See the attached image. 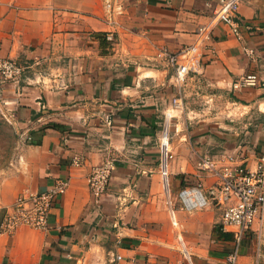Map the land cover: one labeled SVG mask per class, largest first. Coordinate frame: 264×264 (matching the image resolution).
<instances>
[{"label": "crops", "instance_id": "obj_1", "mask_svg": "<svg viewBox=\"0 0 264 264\" xmlns=\"http://www.w3.org/2000/svg\"><path fill=\"white\" fill-rule=\"evenodd\" d=\"M220 1L0 0V58L24 65L19 92L5 83L0 99L1 116L22 144L0 176V222L18 193L67 182L46 230L20 226L0 233V264H181L175 244L156 236L165 228L160 222L168 224L161 218L159 162L163 123L172 113V69L157 54L194 42L196 28ZM237 19L242 39L218 24L203 49L201 79L186 80L183 123L192 147L188 159L168 163V190L186 176H213L198 169L203 156L225 152L253 166L264 151V0L241 2ZM243 46L253 49L254 59ZM249 73L256 74L255 85L234 86ZM201 99L216 106L243 102L245 137L221 130L229 125L218 114L194 120L201 114L193 103ZM108 156L116 167L96 204L86 176ZM207 184H198L205 193ZM181 210H168L177 228L187 220ZM204 214L210 220L214 212ZM214 229L206 243L192 246L179 228L191 264H228L233 236L221 229L231 239L219 237ZM241 257L238 248V264Z\"/></svg>", "mask_w": 264, "mask_h": 264}, {"label": "built area", "instance_id": "obj_2", "mask_svg": "<svg viewBox=\"0 0 264 264\" xmlns=\"http://www.w3.org/2000/svg\"><path fill=\"white\" fill-rule=\"evenodd\" d=\"M246 0H221L206 24L196 28L194 42L181 47L178 51L162 50L157 55L165 60L172 69L171 74V110L184 109L183 88L188 78L201 79L203 65L201 58L206 40L218 24H224L226 30L236 39L241 40V24L237 12L241 2ZM111 38L110 34L107 36ZM243 51L254 59V51L243 46ZM24 73V65L14 58H0V99L2 86L12 84L18 93ZM258 81L256 74L242 76L234 86L255 85ZM162 133L160 166L164 184L167 183L168 142L164 143ZM198 169L207 171L214 176L207 192L200 185L182 187L177 197L180 208L190 212L212 204L220 209V227L228 230L234 239V250L228 256V264H235L238 255L239 242L250 231H260L264 225V151L253 166L238 161L233 155L221 152L217 157L203 156L198 161ZM116 167V158L106 157L102 162L93 166L86 176L89 194L94 203L98 204L104 194L110 178ZM67 182L57 179L53 188L47 191H23L18 193L8 206L4 207L0 222V233H12L17 227L25 226L37 230H46L49 217L56 206L57 196L62 195ZM174 218V212L171 210ZM175 223V222H174ZM186 253H188L186 251Z\"/></svg>", "mask_w": 264, "mask_h": 264}, {"label": "rangeland", "instance_id": "obj_3", "mask_svg": "<svg viewBox=\"0 0 264 264\" xmlns=\"http://www.w3.org/2000/svg\"><path fill=\"white\" fill-rule=\"evenodd\" d=\"M212 103L208 101L206 102L202 99L197 102H194L193 105H196L201 115H197L193 119L198 120V118L201 119L204 117V115H208L211 113H214V115L218 114L219 116H222L221 118H223L229 125L227 127L222 126L221 130L229 134L237 133L236 135L237 139L245 137L244 134L245 131L248 129L249 125L246 123V118L244 117L245 116L247 117L249 111L248 109H246V107L243 106V102L241 103L237 102L232 104L230 103L229 105L223 101H220L218 102L217 106ZM185 111H187L186 105H184V109L182 111L171 110L170 111L172 112L171 117L168 118L167 121L163 123L162 133L166 130L168 131L167 142L169 145L168 146L169 152L167 157V163H169V167L175 161L177 162L179 158L182 160L188 159L189 154H187V151L189 152L190 150L191 152L190 147H192V144L189 143L187 137L184 134L187 131V127L183 123V113ZM257 120L258 117L254 119V121ZM251 124H252L251 128H253L256 123H251ZM18 141L19 140L17 139L15 132L13 131V128L8 122H6L2 118L0 113V176L3 175L4 170H7L11 162H14L16 160L17 155L20 151V147L22 145L19 144ZM186 145H187V150L185 148ZM170 177L171 176L169 175V179ZM186 178L187 179L183 181L181 185L195 186L201 184L203 186V183L206 184L208 183L207 185L209 187L214 180V176H209V175L206 176L205 180H202L204 179V175L203 177L196 179L189 178V176H186ZM180 186H178V188ZM178 188L173 189L171 186L170 190H168L169 187H167V185L164 184V190L162 191L163 217L161 218L168 221V224L165 223V221L164 223H162L161 221L160 225H162V227L165 228H163L162 233H159V235L156 236H162L166 241L175 244L174 248L176 250V255L179 257L181 264H191L188 253H186V250L181 247V241H179L180 239H178L180 237L179 228L180 230L184 231L185 234L184 239H187V241H189L188 243L189 245L193 246L196 244L206 243L208 241V236H209L208 234L211 229V226L216 227L220 224V214L216 210H213L212 207L195 209L190 212L183 211L187 216V220L185 222H181L183 225L178 228L176 224L171 225L168 215V210L170 209V205H172V207L175 210L181 209L180 203L176 199ZM170 200L172 201L171 203ZM210 206L213 205L211 204ZM211 210L214 212V215L213 218L208 220L207 218H205L204 212ZM197 221H199L200 226L199 223L197 225L196 223ZM195 226L199 227L198 231L199 233H201V235H198L194 232ZM213 239L214 241L211 240L212 243L218 242L217 239L215 238ZM231 240L234 241L233 238ZM239 251L241 254L243 252V256H244L241 257V260L239 259V264H245L246 260L248 264H264V225L260 231L259 230L250 231L249 233H246L245 237L239 242ZM237 261L238 258L235 264H238Z\"/></svg>", "mask_w": 264, "mask_h": 264}, {"label": "trees", "instance_id": "obj_4", "mask_svg": "<svg viewBox=\"0 0 264 264\" xmlns=\"http://www.w3.org/2000/svg\"><path fill=\"white\" fill-rule=\"evenodd\" d=\"M214 231L218 234V236L220 237H223L225 239H227L229 236V233L228 232H223L220 228V225L216 226Z\"/></svg>", "mask_w": 264, "mask_h": 264}]
</instances>
